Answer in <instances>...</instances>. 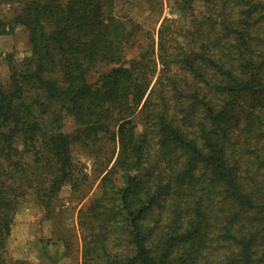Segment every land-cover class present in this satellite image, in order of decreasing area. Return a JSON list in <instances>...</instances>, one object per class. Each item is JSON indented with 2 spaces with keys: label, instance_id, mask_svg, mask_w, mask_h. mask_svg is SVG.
Here are the masks:
<instances>
[{
  "label": "trees",
  "instance_id": "obj_1",
  "mask_svg": "<svg viewBox=\"0 0 264 264\" xmlns=\"http://www.w3.org/2000/svg\"><path fill=\"white\" fill-rule=\"evenodd\" d=\"M118 1L0 0L31 48L0 82V264L23 199L81 190L75 146L110 151L82 264H264V0H179L130 61Z\"/></svg>",
  "mask_w": 264,
  "mask_h": 264
},
{
  "label": "rangeland",
  "instance_id": "obj_2",
  "mask_svg": "<svg viewBox=\"0 0 264 264\" xmlns=\"http://www.w3.org/2000/svg\"><path fill=\"white\" fill-rule=\"evenodd\" d=\"M179 0H119L117 14L131 18L141 26L137 43L128 48V61L137 57L140 45H146L151 36L158 42V31L165 19H179L176 2ZM16 6L2 7L0 18L9 22L16 14ZM31 53L27 32L15 28L11 35L0 37V82L6 84L10 78L11 65L21 62ZM160 66H158L159 72ZM110 70L99 67L92 80L99 73ZM75 122L66 117L63 131L71 133ZM72 154L87 176L81 190L74 192L65 184L58 195L56 216L47 219L44 209L37 204L33 195L21 201L15 214L11 236L6 244L7 255L12 260L25 264H82V243L78 227V211L93 199L101 196L100 181L108 164L109 149L97 151L73 147ZM112 165V164H111ZM82 176V175H81Z\"/></svg>",
  "mask_w": 264,
  "mask_h": 264
}]
</instances>
